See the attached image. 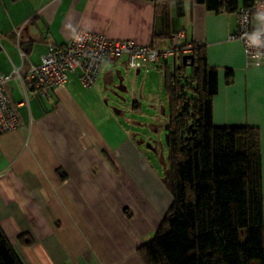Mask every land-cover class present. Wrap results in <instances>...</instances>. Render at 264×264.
Instances as JSON below:
<instances>
[{
	"label": "crops",
	"instance_id": "crops-1",
	"mask_svg": "<svg viewBox=\"0 0 264 264\" xmlns=\"http://www.w3.org/2000/svg\"><path fill=\"white\" fill-rule=\"evenodd\" d=\"M184 6L178 16L174 3L163 10L150 0H0V74L19 62L18 30L27 61L37 65L48 45H63L79 30L138 45L154 38L164 46L183 29L185 42L200 43L217 71L213 124L259 129L264 194V66L246 67L241 43L228 40L236 13H215L189 0ZM182 60L177 55L152 72L164 79ZM121 66L125 59L104 62L89 88L71 75L48 97L29 90L27 105L18 108L19 127L0 134V229L24 264H143L136 249L157 229L171 196L163 204L147 187L155 179L139 142L118 136L89 100L100 95V76L112 81ZM6 91L20 100L17 76Z\"/></svg>",
	"mask_w": 264,
	"mask_h": 264
},
{
	"label": "trees",
	"instance_id": "trees-1",
	"mask_svg": "<svg viewBox=\"0 0 264 264\" xmlns=\"http://www.w3.org/2000/svg\"><path fill=\"white\" fill-rule=\"evenodd\" d=\"M150 1L163 10L174 3L176 14L184 15L186 0ZM189 1L226 14L250 2ZM202 48L195 47L190 64L165 71L169 141L163 182L171 202L136 253L143 264H264L260 132L255 126L213 124L217 71ZM19 239L30 243L25 235ZM0 264H24L1 229Z\"/></svg>",
	"mask_w": 264,
	"mask_h": 264
},
{
	"label": "built area",
	"instance_id": "built-area-1",
	"mask_svg": "<svg viewBox=\"0 0 264 264\" xmlns=\"http://www.w3.org/2000/svg\"><path fill=\"white\" fill-rule=\"evenodd\" d=\"M236 15L237 26L228 40L241 43L246 67L264 66V0H250L239 7ZM20 35L21 30H18L19 62L13 64L11 73L0 74V134L19 127L18 108L27 105L29 90H34L40 97H48L51 90L69 82L71 75H75L82 87H92L97 82L102 64L123 56L125 65L135 71H147L149 66L166 63L177 55L187 57L185 63L190 64L195 47L200 46L198 42H185L183 29L172 33L164 46L154 40L138 45L131 40H111L79 30L63 45H48L40 63L34 65L27 61L26 53L20 47ZM12 76H17L22 85V97L16 102L6 91V84Z\"/></svg>",
	"mask_w": 264,
	"mask_h": 264
},
{
	"label": "rangeland",
	"instance_id": "rangeland-1",
	"mask_svg": "<svg viewBox=\"0 0 264 264\" xmlns=\"http://www.w3.org/2000/svg\"><path fill=\"white\" fill-rule=\"evenodd\" d=\"M124 59L123 56L117 60ZM117 70L112 73V81L106 82L104 76H100V95L90 96V103L94 104L96 115L107 121L118 136L123 138L124 132L139 142L138 146L155 179L146 185L155 190L160 202L167 204L170 193L163 180L168 166L165 125L169 101L163 75L152 72L151 66L147 71L142 69L139 74L126 66ZM120 87L125 89L120 90ZM134 100L138 103L135 108Z\"/></svg>",
	"mask_w": 264,
	"mask_h": 264
},
{
	"label": "water",
	"instance_id": "water-1",
	"mask_svg": "<svg viewBox=\"0 0 264 264\" xmlns=\"http://www.w3.org/2000/svg\"><path fill=\"white\" fill-rule=\"evenodd\" d=\"M182 59H183L182 60V64L183 65H188V64L185 63V60L187 59V57H183ZM191 59H193V57ZM119 89L123 90V88H121V87ZM165 131H166V135H165L166 142L168 143V141H169V124L168 123L165 125Z\"/></svg>",
	"mask_w": 264,
	"mask_h": 264
}]
</instances>
